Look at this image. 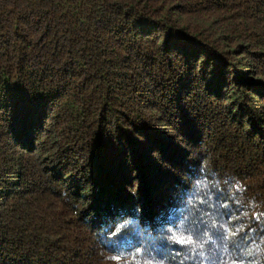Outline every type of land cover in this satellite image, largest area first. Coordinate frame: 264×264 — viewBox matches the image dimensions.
Returning <instances> with one entry per match:
<instances>
[{"label": "trees", "instance_id": "trees-1", "mask_svg": "<svg viewBox=\"0 0 264 264\" xmlns=\"http://www.w3.org/2000/svg\"><path fill=\"white\" fill-rule=\"evenodd\" d=\"M0 264H264V0H0Z\"/></svg>", "mask_w": 264, "mask_h": 264}]
</instances>
